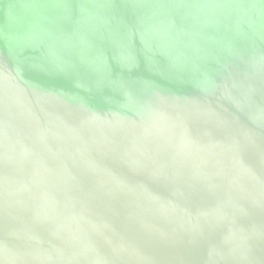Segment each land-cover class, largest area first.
<instances>
[{"label": "water", "instance_id": "1", "mask_svg": "<svg viewBox=\"0 0 264 264\" xmlns=\"http://www.w3.org/2000/svg\"><path fill=\"white\" fill-rule=\"evenodd\" d=\"M0 264H264V0H0Z\"/></svg>", "mask_w": 264, "mask_h": 264}]
</instances>
